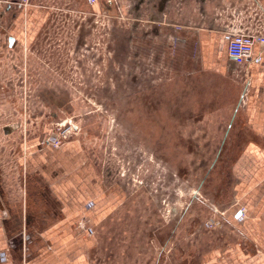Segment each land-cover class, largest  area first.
<instances>
[{
    "label": "rangeland",
    "instance_id": "rangeland-1",
    "mask_svg": "<svg viewBox=\"0 0 264 264\" xmlns=\"http://www.w3.org/2000/svg\"><path fill=\"white\" fill-rule=\"evenodd\" d=\"M69 1L52 10L28 46L0 55L7 188L21 198L27 183L15 162L18 143L9 138L47 135L73 120L74 138L97 171L127 191L96 227L91 263L200 264L226 230L207 225L224 223L229 202L227 158L235 148L222 144L217 127L237 97L232 78L201 70L198 42L188 33L198 23L165 19L164 0H101L93 9ZM239 6L194 4L189 11L199 27L219 28L251 10ZM7 124L16 129L3 134Z\"/></svg>",
    "mask_w": 264,
    "mask_h": 264
},
{
    "label": "crops",
    "instance_id": "crops-1",
    "mask_svg": "<svg viewBox=\"0 0 264 264\" xmlns=\"http://www.w3.org/2000/svg\"><path fill=\"white\" fill-rule=\"evenodd\" d=\"M71 2L88 3L92 9L103 4L101 0L96 4ZM241 2L251 10L234 14L235 21L219 28L203 23L199 27L200 21L189 11L194 4L237 10ZM62 3L65 0H32L18 8L11 0H0V55L28 46L47 24L52 10ZM180 3L170 0L167 17L170 14L174 21L184 17L191 25L198 23L196 30L191 27L188 33L198 42L201 70L231 77L237 94L227 119L217 127L224 131L222 144L235 148L227 158L224 187L229 194L222 212L227 231L218 246L203 252L200 264H264V49L256 44L252 59L238 66L228 55L227 39L232 29L264 31V15L258 10L264 0ZM256 58L259 60L254 61ZM9 139L18 143L20 156L15 162L27 183L21 198L9 191L4 180L7 163L0 158V248L5 249L0 264H92L98 245L95 229L108 220L109 209L119 207L127 191L120 185H108L76 138L59 148L48 144L46 133L28 135L22 141ZM1 141L0 146L7 147ZM241 211L243 218L239 219Z\"/></svg>",
    "mask_w": 264,
    "mask_h": 264
},
{
    "label": "built area",
    "instance_id": "built-area-1",
    "mask_svg": "<svg viewBox=\"0 0 264 264\" xmlns=\"http://www.w3.org/2000/svg\"><path fill=\"white\" fill-rule=\"evenodd\" d=\"M12 3L18 7L23 8L32 3V0H11ZM91 4L98 3V0H88ZM111 5L113 0H106ZM259 12L264 15V5L259 3ZM228 39V55L234 60L238 66L245 65L252 59L254 47L259 44L264 49V31L256 29L253 32H247L245 30L232 29L227 32ZM259 58L254 59L258 61ZM55 125V124H53ZM4 128V126H2ZM79 127L73 123V120H66L64 123H57L50 133L48 134L47 142L55 148L60 147L64 142L74 138L78 135ZM223 216V215H222ZM240 217L239 219H242ZM212 222V223H211ZM207 227L214 228L221 227L223 222L221 220H212ZM82 227L84 225L82 224ZM93 233L92 230H90ZM0 248V253H3ZM5 254V253H3Z\"/></svg>",
    "mask_w": 264,
    "mask_h": 264
},
{
    "label": "flooded vegetation",
    "instance_id": "flooded-vegetation-1",
    "mask_svg": "<svg viewBox=\"0 0 264 264\" xmlns=\"http://www.w3.org/2000/svg\"><path fill=\"white\" fill-rule=\"evenodd\" d=\"M138 1V3H135V5L136 6H143L142 4H140V2H142V0H137ZM165 1V3H166V7L169 5V3H170V0L168 1V0H164ZM159 2H161V0H158V3ZM181 3H182V0H181ZM180 3V4H181ZM112 4H113V2H112ZM111 4V5H112ZM175 4H177L178 5V2L177 1H175ZM183 4V3H182ZM110 5V6H111ZM166 7H165V10H167L166 9ZM172 10V9H171ZM139 11H141V10H139ZM166 17H167V13H165V19H166ZM1 129H2V133L4 134V133H9V132H14L15 131V127H14V125H12V124H10V125H4V128H2V126H1ZM51 131V130H50ZM50 131L47 133V135L50 133ZM50 145V144H49ZM50 146H52V145H50ZM53 147V146H52ZM61 147V146H60ZM55 148V147H54ZM59 148V147H58ZM200 187H199V191H200ZM199 191L197 192V194L199 193ZM194 198H196V197H194ZM175 210V209H174ZM184 217V212H182V218ZM157 231V230H156ZM93 233H94V231H93ZM173 238V234H171L169 237H168V239L166 240V242H168V241H170L171 239Z\"/></svg>",
    "mask_w": 264,
    "mask_h": 264
},
{
    "label": "water",
    "instance_id": "water-1",
    "mask_svg": "<svg viewBox=\"0 0 264 264\" xmlns=\"http://www.w3.org/2000/svg\"><path fill=\"white\" fill-rule=\"evenodd\" d=\"M13 42H14V38H11V39H10V44L12 45ZM241 215H242V211L240 212V214L238 215V217H240Z\"/></svg>",
    "mask_w": 264,
    "mask_h": 264
}]
</instances>
